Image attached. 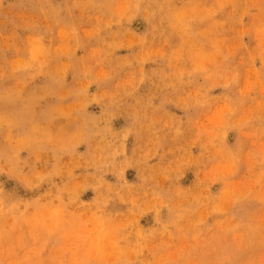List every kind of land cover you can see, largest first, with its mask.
<instances>
[{
  "label": "rangeland",
  "instance_id": "obj_1",
  "mask_svg": "<svg viewBox=\"0 0 264 264\" xmlns=\"http://www.w3.org/2000/svg\"><path fill=\"white\" fill-rule=\"evenodd\" d=\"M0 264H264V0H0Z\"/></svg>",
  "mask_w": 264,
  "mask_h": 264
}]
</instances>
